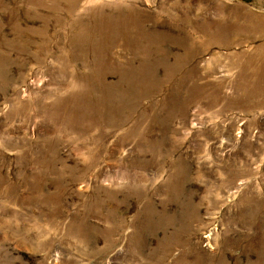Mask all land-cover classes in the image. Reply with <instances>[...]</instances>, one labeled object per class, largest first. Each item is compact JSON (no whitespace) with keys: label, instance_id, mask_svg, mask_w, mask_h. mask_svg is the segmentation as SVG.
Wrapping results in <instances>:
<instances>
[{"label":"rangeland","instance_id":"374dc122","mask_svg":"<svg viewBox=\"0 0 264 264\" xmlns=\"http://www.w3.org/2000/svg\"><path fill=\"white\" fill-rule=\"evenodd\" d=\"M0 264H264V0H0Z\"/></svg>","mask_w":264,"mask_h":264}]
</instances>
